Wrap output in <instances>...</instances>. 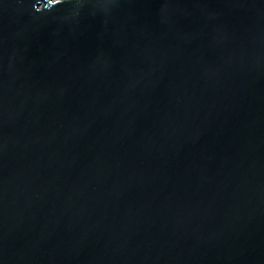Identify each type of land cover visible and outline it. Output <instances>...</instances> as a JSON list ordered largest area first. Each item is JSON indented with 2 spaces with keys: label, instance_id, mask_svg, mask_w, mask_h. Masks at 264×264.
I'll list each match as a JSON object with an SVG mask.
<instances>
[{
  "label": "water",
  "instance_id": "obj_1",
  "mask_svg": "<svg viewBox=\"0 0 264 264\" xmlns=\"http://www.w3.org/2000/svg\"><path fill=\"white\" fill-rule=\"evenodd\" d=\"M0 264H264V0H0Z\"/></svg>",
  "mask_w": 264,
  "mask_h": 264
}]
</instances>
